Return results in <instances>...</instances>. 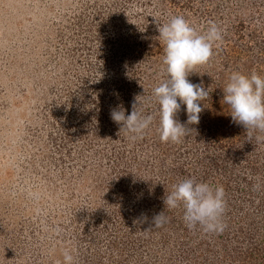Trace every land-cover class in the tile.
Masks as SVG:
<instances>
[{
  "label": "rangeland",
  "instance_id": "rangeland-1",
  "mask_svg": "<svg viewBox=\"0 0 264 264\" xmlns=\"http://www.w3.org/2000/svg\"><path fill=\"white\" fill-rule=\"evenodd\" d=\"M176 15L224 30L188 77L209 96L196 125L181 105V143L160 141L158 114L132 142L110 111L140 96L156 114L157 26ZM233 71L264 76V0H0V264H57L65 249L75 264H264V142L223 101ZM190 177L224 187L222 234L164 208ZM163 210L169 223L145 232Z\"/></svg>",
  "mask_w": 264,
  "mask_h": 264
},
{
  "label": "clouds",
  "instance_id": "clouds-1",
  "mask_svg": "<svg viewBox=\"0 0 264 264\" xmlns=\"http://www.w3.org/2000/svg\"><path fill=\"white\" fill-rule=\"evenodd\" d=\"M157 31L164 45L162 63L167 78L153 89L158 105L156 114H145L138 100L140 96H137L129 115L126 116L123 106L118 105L110 111V118L120 126L119 132H124L135 142L143 139L158 114L156 132L160 141L178 144L192 131L176 118L181 105L185 106L187 123L196 125L203 110L201 102L209 96L202 82L194 84L188 77L197 66L211 60L214 47L218 49L223 43L224 30L217 22L208 21L206 30L200 33L182 15H176L157 26ZM223 101L231 109L232 121L246 130L248 141L251 142L255 134L257 142H264V76L255 71L249 75L233 71L223 89ZM225 195L222 185L214 187L190 177L173 184L163 197V204L169 210L182 207L183 220L190 230L199 228L206 234L219 235L227 227L223 219L227 207ZM168 223L169 217L163 210L152 218L145 232L161 229ZM57 264H75L71 250L65 249L63 261H57Z\"/></svg>",
  "mask_w": 264,
  "mask_h": 264
}]
</instances>
